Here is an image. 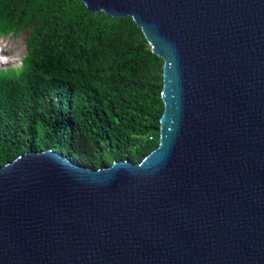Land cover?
I'll return each mask as SVG.
<instances>
[{"label":"water","instance_id":"obj_1","mask_svg":"<svg viewBox=\"0 0 264 264\" xmlns=\"http://www.w3.org/2000/svg\"><path fill=\"white\" fill-rule=\"evenodd\" d=\"M80 1L163 60L159 143L0 167V264H264V0Z\"/></svg>","mask_w":264,"mask_h":264},{"label":"trees","instance_id":"obj_2","mask_svg":"<svg viewBox=\"0 0 264 264\" xmlns=\"http://www.w3.org/2000/svg\"><path fill=\"white\" fill-rule=\"evenodd\" d=\"M21 33V66L0 69V167L55 151L97 170L157 148L163 60L131 17L80 0H0V37Z\"/></svg>","mask_w":264,"mask_h":264},{"label":"rangeland","instance_id":"obj_3","mask_svg":"<svg viewBox=\"0 0 264 264\" xmlns=\"http://www.w3.org/2000/svg\"><path fill=\"white\" fill-rule=\"evenodd\" d=\"M25 36V33H21L20 36L17 37H11V35H7L6 37L1 38L5 44L3 50L10 52V57L12 55L11 58L14 59L10 66H17V61L22 59V57L25 55V48L23 47ZM1 39L0 42L2 41Z\"/></svg>","mask_w":264,"mask_h":264},{"label":"clouds","instance_id":"obj_4","mask_svg":"<svg viewBox=\"0 0 264 264\" xmlns=\"http://www.w3.org/2000/svg\"><path fill=\"white\" fill-rule=\"evenodd\" d=\"M26 37V36H25ZM1 38H3V37H0V39ZM23 47L25 48V55L27 54V51H26V42H25V38H24V44H23ZM24 55V56H25ZM24 56L22 57V59H20V60H18L17 61V66H15V67H20L21 66V64H22V60H23V58H24ZM13 58H11V57H6L5 58V60L4 61H0V69H7V68H9V67H13V65L12 66H10V64H12L13 63Z\"/></svg>","mask_w":264,"mask_h":264},{"label":"bare ground","instance_id":"obj_5","mask_svg":"<svg viewBox=\"0 0 264 264\" xmlns=\"http://www.w3.org/2000/svg\"><path fill=\"white\" fill-rule=\"evenodd\" d=\"M3 47H5V44L3 43V40H2L0 42V61H4L6 57H10V52L4 51ZM11 57H12V55H11Z\"/></svg>","mask_w":264,"mask_h":264}]
</instances>
